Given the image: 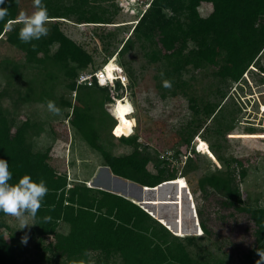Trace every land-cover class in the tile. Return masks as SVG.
I'll list each match as a JSON object with an SVG mask.
<instances>
[{
	"label": "trees",
	"instance_id": "1",
	"mask_svg": "<svg viewBox=\"0 0 264 264\" xmlns=\"http://www.w3.org/2000/svg\"><path fill=\"white\" fill-rule=\"evenodd\" d=\"M67 1L69 4H66ZM84 2L88 0H43L48 12L53 10V16L49 18L74 20L75 24H90L88 27H91L92 31L101 33L98 40L104 51L109 52L111 42L115 41L111 30L120 26H110L109 24L114 22L106 21L102 15L86 17ZM201 3H209L212 6V12L207 17L199 15L197 8ZM0 7L8 9L7 16L0 20V70L4 64V54L1 49H5L7 45L18 51H25L28 61L41 62L43 60L38 58V54L44 53L45 56L48 45L56 43L57 48L51 59L56 64L61 63L67 67L68 76L75 80V83L69 86L71 90L79 91L80 87L76 86V79L80 73H92L102 68L113 56H116L127 80L129 78L131 82H135L133 66L131 62L124 60L123 52L135 47L136 44L143 56L150 57L153 65L159 63L165 65L168 76L189 65L195 68L208 66L215 69V75L223 86L230 83L240 86L244 75L252 67L260 64V57L264 53V0H152L136 26L120 44V49L117 51L116 48L111 52L99 67L94 66L92 55L88 51L59 30L58 22L61 21H49L50 35L33 41L35 48L32 44H24L18 39L20 25L7 31L6 27L15 24L12 22L21 10L31 13L32 0H5ZM163 15L168 17L164 19ZM190 44L192 48L184 53ZM81 87L104 92L106 96L103 101L111 102L107 96V91L110 90L107 86ZM115 87V89L122 88L119 83ZM218 93L223 99L227 94L223 89ZM92 95L83 97L80 93L81 97L76 103L78 106L64 100L61 103L63 107L72 109L68 119L69 127L77 132L89 147L100 153L103 159L102 166L107 167L113 176L137 183L146 190H153L165 183L184 178L190 191V203L200 235L203 231L206 238L215 244H220V237L217 238L207 225L201 208L197 210L198 217L195 215L196 208L192 198L197 191L205 197L216 195L221 199L224 208L245 214L253 222L256 246L237 255V260L242 264H257L260 260L257 250L264 253L262 247L258 245L264 239V209L241 207V196L238 190L232 187L234 169L232 171L228 169L229 171L226 170L221 174L203 176L195 185L187 177L186 172L181 176L170 174L156 181L140 180L137 175L143 173L146 164L150 162L149 155H143L147 151L146 145L144 146L137 137L135 128L134 135H132L133 131L127 133L130 137H116L123 141L131 140L133 151L127 157H114L98 146L97 132L102 127V120L92 111L97 107L99 109L102 101L100 103L92 99ZM175 96H178L176 92L173 94V97ZM1 97L0 90V159L8 162L9 170L12 172L10 181L12 184L18 182L23 175H30L37 182L40 179L45 181L49 191L37 213L35 223L36 230L41 235L52 236L53 241L42 248L35 245L38 247L36 252L38 258L30 257L31 251L27 243H21L23 236L8 231V227L1 220L6 215L0 213V264H89L87 259L90 253H96L97 257L101 258V264H109V262L110 264H190L186 253L176 251L167 245L169 239L192 240L202 237H175L160 224L157 219L158 209L148 212L144 208L146 205L149 206L150 199L160 196L161 188L159 192L151 193L146 197L141 205L116 193L95 187L89 188L82 183L68 187L65 169L57 172L58 168L53 164L47 151L39 153L31 149L32 136L33 134L37 136L39 131L37 123L25 119L19 126L14 127L16 120L8 118L2 108ZM188 102L193 108L194 98H189ZM224 104H209L204 111L207 120L216 121ZM89 107L92 110L89 111ZM130 107L132 109L131 105ZM55 126L51 124L49 127L50 137L64 141L65 135V141L68 140L66 122L60 121L56 128ZM115 126L114 120L112 129ZM35 129L37 132L34 131ZM156 130L158 136L164 133L161 124H157ZM242 130L248 131L243 134L244 136L249 135L253 139L264 135L262 132H256L254 127L242 128ZM190 140L184 144L189 146ZM177 143L178 141L174 144ZM209 151L216 158L213 162L217 163L219 157L212 149ZM185 153L186 151L184 154L176 151L177 156L185 157ZM234 161L239 167V178H245L246 161L243 157ZM45 217L50 219L46 220ZM59 223L69 226L67 234L57 231ZM172 244L174 243L170 245Z\"/></svg>",
	"mask_w": 264,
	"mask_h": 264
},
{
	"label": "rangeland",
	"instance_id": "2",
	"mask_svg": "<svg viewBox=\"0 0 264 264\" xmlns=\"http://www.w3.org/2000/svg\"><path fill=\"white\" fill-rule=\"evenodd\" d=\"M148 2L149 0H131L128 6H123L121 0L84 2L86 17L102 15L106 21L114 22L109 24L110 26H120L111 30L115 41L111 42L109 52L104 51L98 40L101 33L92 31L91 27H88L90 24H75L74 20L52 18L49 21H61L58 22L59 30L88 51L92 55L94 66L99 67L111 52L116 48L117 51L120 49V44L148 9L150 3ZM66 4L69 2L67 1ZM197 10L201 17H207L212 12V6L209 3H201ZM52 13L53 10L48 12L49 17L53 16ZM167 17L163 15L164 19ZM16 25L10 24L6 30L9 31ZM48 28L49 33L46 37L50 35L51 27ZM56 48L57 44L51 43L45 56L44 53H39L38 58L43 60L41 62L28 61L25 51H18L8 45L5 49H1L4 54L3 68L0 70L1 105L9 119L15 118L14 127L19 126L25 119L37 123L39 131L37 136L34 134L32 136L31 149L39 153L47 151L53 164L58 168L57 172L65 169L68 187L76 183H82L89 188L107 189V191L117 187L107 176L111 175L109 169L108 174L103 170L105 167L102 166L103 159L100 153L89 147L80 135L69 127L68 119L72 109L63 107L61 103L64 100L78 106L76 104L78 98L93 94L92 99L100 103L102 101L101 107L92 111L102 120L101 130L97 132L98 146L114 157H127L133 151L131 140L123 141L116 137H130L127 133L133 131L132 135H134L135 128L137 137L144 146L146 145L147 151L143 155H149L150 162L137 178L143 181H156L170 174L181 176L186 172L187 177L195 185L203 176L221 174L226 170L234 169L232 187L237 189L241 196V207L264 209V135L253 139L252 136H244L243 134L248 131L242 130V128L254 127L256 132L264 134V53L260 57V64L252 67L244 75L240 86L231 83L223 86L215 75V69L208 66L195 68L189 65L168 76L167 67L160 63L153 65L150 57L143 56L136 44L135 47L123 52L124 60L131 62L133 66L136 80L131 82L132 80L128 78L125 88L108 90L107 96L111 100L108 103L103 101L106 96L104 92L85 87H80L79 91L76 88V90L69 88L75 80L68 76L64 64H56L52 61L51 56ZM191 48L192 44L184 53ZM110 62L115 64V58L108 64ZM161 72L164 73L163 78ZM164 79L171 82V87L163 86ZM220 89L227 93L224 99L218 93ZM174 92L177 93V97H173ZM189 98H194L193 108L188 102ZM46 100L54 101L61 109V115H52L46 108H41L40 105ZM126 103L132 106L131 113L124 118L126 130L118 132L119 122L111 113L119 108L123 109ZM213 103L225 104L217 120L210 122L204 111ZM90 110L92 109L89 107ZM112 118L116 125L114 129H112L114 125ZM60 121H65L67 125L68 140L66 141L65 135L64 141L50 137V125L57 126ZM157 124L164 127V133L160 136L156 134ZM197 135L199 138L196 140ZM189 140V146L185 145L184 143ZM194 145L198 149L197 153L194 152ZM208 147L219 157L217 163L213 162L216 158ZM176 151L183 154L186 151V156H177ZM242 157L246 161L245 165L247 164V174L245 178L240 179L239 167L236 166L234 159ZM126 182L133 183L127 180ZM133 184L139 186L137 183ZM187 187L185 180L179 178L153 190L144 189L146 198L151 193L159 192L161 188L160 196L150 199L149 206L146 205L144 208L148 212L158 209L157 219L178 238L200 236ZM117 192L122 194L120 191ZM136 194L137 188L127 192L126 196L137 201ZM192 196L196 208L195 215L198 217L197 210L201 208L207 225L217 238L220 237L221 243L215 244L203 234L202 238L192 240L169 239L167 245L176 251L186 253L190 264H242L237 260V255L256 246L253 222L245 214L224 208L221 199L216 195L205 197L197 191ZM144 201L139 203L143 205ZM1 220L8 227V231L23 237L27 236L30 257L34 259L38 258L36 255L38 247L42 248L53 241L52 236L41 235L36 230V223L19 230V225L13 218L6 216ZM57 231L67 234L69 226L59 223ZM171 243L174 244L170 245ZM35 245L39 246L35 247ZM258 245L264 252V239ZM87 261L89 264H101V258L97 257L96 253H90Z\"/></svg>",
	"mask_w": 264,
	"mask_h": 264
},
{
	"label": "clouds",
	"instance_id": "3",
	"mask_svg": "<svg viewBox=\"0 0 264 264\" xmlns=\"http://www.w3.org/2000/svg\"><path fill=\"white\" fill-rule=\"evenodd\" d=\"M4 3L5 0H0V5ZM121 3L123 6H128L131 0H121ZM32 7L33 10L31 13L21 10L14 23L20 25L18 30V39L20 42L32 44V47L35 48L36 45L32 42L38 41L48 35L49 28L47 24L50 18L48 9L43 3V0H32ZM7 14L8 9L0 7V20H3ZM160 75L163 78L164 73L161 72ZM162 82L164 87H171L170 81L164 79ZM114 101H116V99ZM40 107L46 108L52 115H61V109L57 107L56 103L52 100H46ZM197 137L199 138V136ZM196 140L194 142H196ZM194 148L197 152L195 145ZM11 180L12 172L9 170L8 162L0 159V213L13 218L18 223L19 230H22L35 225L37 213L41 209L42 202L49 190L43 179L37 182L34 181L30 175H23L15 184L10 183ZM45 219L47 220L50 218L45 217ZM201 236H203V231L198 237ZM21 243H27V236L21 238ZM257 254L260 256V260L257 261V264H264V253L257 250Z\"/></svg>",
	"mask_w": 264,
	"mask_h": 264
},
{
	"label": "built area",
	"instance_id": "4",
	"mask_svg": "<svg viewBox=\"0 0 264 264\" xmlns=\"http://www.w3.org/2000/svg\"><path fill=\"white\" fill-rule=\"evenodd\" d=\"M152 0H149L151 2ZM148 2V3H149ZM148 6V5H146ZM115 58V70L114 73V79H111L107 76V74L104 72L105 66L102 68L92 72H82L78 75L76 79V86H86V87H93L94 85H97L98 87H105L107 86L109 89L114 90L116 87V84H120L122 88H125L128 84L127 77L124 75L122 67L119 65L116 56L112 57L110 60ZM109 60V61H110ZM198 139V137H195ZM198 151V149H196Z\"/></svg>",
	"mask_w": 264,
	"mask_h": 264
},
{
	"label": "water",
	"instance_id": "5",
	"mask_svg": "<svg viewBox=\"0 0 264 264\" xmlns=\"http://www.w3.org/2000/svg\"><path fill=\"white\" fill-rule=\"evenodd\" d=\"M103 170H105V172H107L108 168L105 167ZM108 174V172H107ZM112 175V174H111ZM110 174H108V178L109 180H112L117 187L113 188L112 190L111 189H108V191L112 192V193H116L118 194L119 196H122L126 199H129L126 195H127V192L129 191H132V190H135L137 188V194H136V197H137V201L138 202H142L145 200V191H144V188L142 186H136L135 184L133 183H127L125 180L123 179H120L118 177H115V176H111ZM110 187V186H109ZM107 190V189H106ZM117 191H120L122 192L119 193ZM188 191V189H187ZM131 202H133L132 199H129ZM159 222V221H158Z\"/></svg>",
	"mask_w": 264,
	"mask_h": 264
},
{
	"label": "bare ground",
	"instance_id": "6",
	"mask_svg": "<svg viewBox=\"0 0 264 264\" xmlns=\"http://www.w3.org/2000/svg\"><path fill=\"white\" fill-rule=\"evenodd\" d=\"M104 66H105L104 72L107 74V76L111 79H114L113 71L115 70V66H116L114 64V62H110L109 64L107 63ZM129 108H130V106L126 103L123 109L119 108L118 110L111 113L113 118L115 117V119H117V121L119 122V125L117 127L118 132L126 130V128H125L126 122H125L124 118L127 117V115H129L131 113V110H129ZM134 128H135V126H134Z\"/></svg>",
	"mask_w": 264,
	"mask_h": 264
},
{
	"label": "snow or ice",
	"instance_id": "7",
	"mask_svg": "<svg viewBox=\"0 0 264 264\" xmlns=\"http://www.w3.org/2000/svg\"><path fill=\"white\" fill-rule=\"evenodd\" d=\"M129 110H131V109L129 108ZM181 183H183V182H181Z\"/></svg>",
	"mask_w": 264,
	"mask_h": 264
}]
</instances>
